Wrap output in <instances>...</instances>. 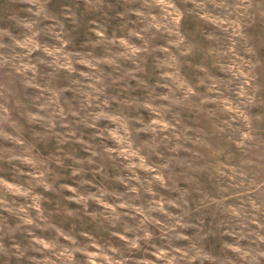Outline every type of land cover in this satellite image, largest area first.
<instances>
[{"label":"rangeland","instance_id":"374dc122","mask_svg":"<svg viewBox=\"0 0 264 264\" xmlns=\"http://www.w3.org/2000/svg\"><path fill=\"white\" fill-rule=\"evenodd\" d=\"M0 264H264V0H0Z\"/></svg>","mask_w":264,"mask_h":264}]
</instances>
